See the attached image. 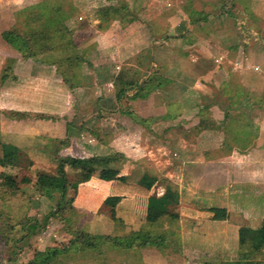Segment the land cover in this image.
Segmentation results:
<instances>
[{"label": "rangeland", "instance_id": "1", "mask_svg": "<svg viewBox=\"0 0 264 264\" xmlns=\"http://www.w3.org/2000/svg\"><path fill=\"white\" fill-rule=\"evenodd\" d=\"M44 1L49 4L47 10L43 7ZM168 1L171 0H167V3L176 4V7L181 0ZM182 1L206 12L202 15L192 10L191 17L199 24L194 27V34L209 39L213 59L211 67L217 72L214 75L219 82L230 80L229 85L234 87L233 91L228 92L231 96L218 91L213 100L216 104L210 105L211 108L207 106L205 110H201L202 107L197 109V93L193 92L187 98V106L192 107V122L196 123L202 115L209 134L201 139V136H195L198 129L194 128L186 133L164 132L160 138L161 149L155 147L156 156H153V146H150L148 152L136 150L141 154L135 159L129 158L127 161L124 158L123 161V157H120L119 164H129L125 166L127 170L123 171L128 174L126 181L107 183L99 177L97 167L88 181L79 184L73 202L58 208L60 193L39 190L35 184L36 173L41 170L55 172L57 156L78 157L83 153L77 145L69 147L68 138H49L55 132L50 134L46 129L49 123L60 119L56 116L57 111L63 113V110L69 111V107L80 104L76 101L80 90L72 86L74 81H84V84L89 81L84 69L89 65L87 55L95 49L92 41L107 33L103 28L108 22L99 26L97 10L111 3L124 5L125 2L132 7L139 1L0 0V92L5 89V104L0 100V140L17 145L33 162L28 169L0 166V171L15 176L18 186L17 189H10L0 185V264H29L33 261L40 264L39 252L54 247L61 249L60 252L45 264H264V247L253 250L248 245L241 247L238 242L241 227H258L264 221V143L257 145L264 142V0ZM155 2L156 5L168 6L165 0ZM54 6L60 9H54ZM153 13L154 10H151L150 15ZM34 16L41 17L34 20ZM203 16L206 20L200 24ZM53 23L67 26L71 39H74V47H67L64 52L60 46L65 39L54 37L58 34L52 33L53 37L48 42L56 49L40 52L34 58H25L1 37L2 31L12 26L21 33H28L33 29L53 27ZM177 32L172 34V39H177L180 46L182 38L177 37ZM116 41L115 52L120 50L119 54L124 56L120 47H124L126 41L118 38ZM178 48L184 51V48ZM67 52L72 57L71 63L66 64L68 66L63 60ZM76 55L78 61L74 59ZM217 56L224 58V66L217 67L219 62L214 61ZM54 60L57 62L54 63ZM236 65L247 70L231 71ZM255 66L259 70L251 72L249 68ZM97 67L100 72L97 81L110 74L107 69ZM29 69L30 74L45 72L55 81L50 92L55 100L52 105L49 104V94L44 95L50 106L47 112L53 115L52 120L44 112L21 120L9 112L15 106L14 92L29 90V79L23 78L29 75ZM207 82L211 85L210 81ZM223 103H232L230 110L224 109ZM226 112L234 117L227 121L225 119L227 127H223ZM107 117L101 127L111 136H117L122 131L119 135L122 138L127 134L138 141L146 139L137 137L133 131L124 133V126H119L121 122L115 120L113 115ZM31 127L32 130L28 129ZM228 127L233 129L231 133ZM244 127V134L234 135L238 128ZM156 129L160 130L161 126ZM186 136L193 140L186 141L187 145L184 146L182 139ZM168 138L171 149L166 144ZM205 149H211L204 154L205 158L195 156ZM177 161L182 164H176ZM70 170L68 168L69 173L72 172ZM154 171L160 173L154 174ZM146 172L158 178L150 188L140 182ZM24 176L29 178V182H21ZM169 187L179 192L180 200L176 207L179 217L171 219L163 216L155 222H148L145 218L148 206L158 204L163 208L169 207L166 200L162 204L159 200ZM90 188L94 194L98 190V195L85 202ZM103 191L106 192L101 195ZM73 194V189H68L65 199ZM114 195H120L121 200L115 205L112 217L111 205L105 203V198ZM208 206L226 207L227 218L213 219ZM43 218L46 220L42 223ZM33 221L40 223V227L30 233L27 225ZM115 236H130L129 244H117L112 239ZM145 239L147 242H144Z\"/></svg>", "mask_w": 264, "mask_h": 264}, {"label": "crops", "instance_id": "2", "mask_svg": "<svg viewBox=\"0 0 264 264\" xmlns=\"http://www.w3.org/2000/svg\"><path fill=\"white\" fill-rule=\"evenodd\" d=\"M138 1L135 6L127 7L129 16L106 22L107 25L104 26L103 31H107V33L98 39L97 36L95 41H92L93 44L95 43V49L87 55L89 65L84 69L87 76H89V81L85 82L87 84H84V81L78 83L74 81L72 86L74 89L80 90V95L76 97V101L80 104L69 107V111L63 110V113L57 111L56 116L60 119L49 123L46 129L50 134L55 132V135L49 138L56 140L68 138L69 147H76L77 145L83 153L78 157L105 156L118 153L121 155L120 157H123V161L124 158L129 161V158L135 159L141 154L136 153V150L141 152L142 149L148 152L150 146H153V156H156L158 153L155 151V147L161 149L162 146V140H160L162 133L167 131L168 134L176 131H181V133L185 131L186 133L198 124L199 120L196 123L192 122L194 120L192 107L186 104L187 98L193 92L199 96V100L196 101L197 109H199L200 106L207 105L211 108L210 105L216 104L213 100L216 99L218 91L228 95H230L229 91H233L234 87L229 85L230 80L219 82L217 76L214 75L217 72L213 71L211 67L213 59L209 39L200 38L194 34V27L199 26V24L191 17L193 15L192 10L205 15L206 12H203L202 8L195 9L182 0L176 7V4L167 3V0H165V4L168 5L166 7L156 5L155 0ZM168 2L172 3V0ZM150 4L153 5L150 6ZM110 5H115V3ZM151 10H154L152 15H150ZM122 12H125V10ZM205 18L201 20L200 24L206 20ZM96 21L99 20L96 19ZM201 28L203 29V27ZM177 30L179 34L177 37L182 38L180 46L176 42L177 39L175 41L172 39V34H176ZM190 30L192 33H190ZM117 38L127 43H123L124 47H120L124 51V56L119 54L118 51L120 50L115 52ZM98 43L100 44L99 47L97 46ZM183 43L185 44L183 45ZM178 47L184 48V51ZM98 50H101V53H98ZM100 54H102V57L98 58ZM223 59V57L218 56L215 58L214 61L219 62L217 67H221L222 64L225 65ZM97 66H100L101 69H107L111 75L109 74L104 79L97 81V76H100L99 67ZM33 68L32 66V70ZM249 69H252L251 72L259 70H255L254 67ZM30 70L29 75L23 77L29 79L31 84L28 87L29 90L22 93L20 91L14 92L15 106L11 107L13 109H8L9 112L25 113L27 119L32 114L48 113L47 108L50 106L47 105L44 98L45 94H49V104L52 105L55 101L50 96L55 81L51 80L45 72L35 75L34 73L30 74ZM237 70L245 71L247 69L236 65L231 71L238 72ZM119 78L126 82H133V88L128 89L125 84L123 86L124 94L117 99L116 89L117 86L119 87L117 83H122L118 80ZM50 80L51 83H49ZM61 81L63 82V78H61ZM207 81H210L211 85ZM63 83L67 85L65 81ZM143 84L145 96L132 98L135 87ZM59 85H62V83ZM59 85L57 86L58 89H60ZM81 91L85 92L86 96L83 93L81 95ZM4 92L5 89L0 92V100L5 104ZM86 98L89 101H85ZM50 114L52 113L45 115L52 120L53 115ZM108 115H113L115 120L121 122L119 126H124V133L133 131L137 137L140 136L146 139L138 141L137 138H133V135L127 134H125L126 137L122 138V136H119L122 131L117 136H111L101 127L103 125L102 121L107 119ZM64 121L68 123L63 124ZM159 126H161V129H156ZM28 129L32 130L33 127ZM197 131L195 136L199 135L201 139L210 132L208 126H202ZM170 138L165 139L168 141L166 144L169 145V149H171ZM182 140L185 143L184 146H186V141H192L193 139L189 140L186 136ZM262 143L264 142L257 145ZM210 150H201L200 154L195 156L205 158L204 154L209 153ZM129 153H134V155L128 156ZM208 157L206 156V158ZM191 162L200 164L198 161ZM176 164L182 163L178 162ZM111 165L118 168L123 174V171L127 170L125 167L127 165H121L119 161L113 162ZM156 173L160 172L154 171V174ZM113 181L119 182L109 180L107 183Z\"/></svg>", "mask_w": 264, "mask_h": 264}, {"label": "trees", "instance_id": "3", "mask_svg": "<svg viewBox=\"0 0 264 264\" xmlns=\"http://www.w3.org/2000/svg\"><path fill=\"white\" fill-rule=\"evenodd\" d=\"M43 7L45 10L49 8V4L47 1H44ZM126 7V8H124ZM127 5L124 2V5H105L100 7L97 10L96 15H98L96 18L99 20L98 24L99 26L103 25V22H108L110 20L120 19L121 17L129 16L127 13ZM54 9L59 10V6H54ZM44 10V11H45ZM125 10V12H122ZM29 11V10H28ZM27 11V12H28ZM26 12V11H25ZM43 16V15H41ZM41 16H34V20H39ZM61 21V20H60ZM52 33L58 34L53 35L54 37H58L62 39H65V42L60 46L62 50H64L67 47H74V39H71L70 36V30L65 26L63 23H53V27L46 26L43 29L37 30L33 29L30 30L28 33H21L17 29V27L12 26L9 29H5L1 33L2 39L10 45L13 49H15L18 53H20L25 58H34L38 53L45 52L46 50H54L57 47L51 43L48 42L50 37L52 36ZM68 50V49H67ZM70 53H65L64 64L71 63L72 57L69 55ZM77 57H74V59H77L78 61V55ZM57 60H54V63H56ZM58 65V64H57ZM68 66V65H66ZM122 83H117L119 87L117 86L116 89V98L119 99L124 94L123 86H127L128 89L133 88L131 81H124L120 78L118 79ZM124 82V83H123ZM126 82V83H125ZM143 85L139 86L137 85L135 87V92L132 94V98H136L138 96H145V93H141L143 90ZM121 87V88H120ZM220 101V100H218ZM224 102V101H223ZM255 102L259 103V101L255 100ZM222 103V102H221ZM230 104H224V109L230 110ZM225 105V106H224ZM202 107L201 110L208 109L207 105L200 106ZM11 115L16 118H23L26 117V114L23 112L18 111H10ZM234 117L232 113L226 112L225 118L223 122L227 121L228 118ZM205 121L204 117L202 115L200 116V120L197 125L194 126V129H200L203 125L204 127L208 126L206 124H203ZM225 122L223 127H225ZM227 127V126H226ZM229 128V127H228ZM224 129V128H221ZM246 128H238L237 131L234 132L235 134H244L243 131ZM230 133L232 132V128H229ZM243 138V137H242ZM0 147H1V155H0V166H12V167H22V168H30L33 164L32 160L26 155V152L18 147L17 145L11 143V142H4L0 140ZM120 154H110L105 156H91L87 158H78L73 156H57L58 164L56 167L55 172H46V171H38L36 173L35 177V184L37 188L41 191H45L47 193H52L53 191H57L60 193V199L58 200V208L64 207L66 204H70L74 200V195L76 194V191L78 189L79 184L84 183L88 181L92 175L93 172L97 170V167L99 168V177L103 180L109 181V180H120V181H126L128 178V175L121 174L118 168H115L113 166H110L111 163L119 161L120 160ZM68 168L71 169V173L68 172ZM147 173V172H146ZM144 174L141 177V184L147 188H150L152 184L157 181V177L154 175H150L149 173ZM21 182H29V178L27 176H24L21 178ZM96 182V181H95ZM98 182V181H97ZM0 185L6 186L10 189H17V182L15 180V176L12 174H8L6 172L0 171ZM91 187V186H90ZM72 188L74 191L73 196L69 199H65V196L67 194L68 189ZM93 188V187H91ZM90 188V190H91ZM94 190H91L89 192V196L86 197L85 202H89L90 199L96 198L98 195V190L94 193H92ZM106 191H103L101 195H103ZM80 199V198H78ZM121 200L120 195H114L109 196L105 198V203L108 205H111V215L114 217V207L115 205ZM159 200L162 203H166L169 205L167 208H163V206L154 204L148 206L146 210V220L148 222H155L159 218L163 216H168L171 219H177L179 217V213L176 210V207L179 204L180 195L178 191H175V189L167 188L166 191L163 193V195L159 198ZM207 210L212 212V218L219 220V219H226L228 216V210L224 206H208ZM57 212V210L55 211ZM47 217V216H45ZM45 218H43V222ZM46 220V219H45ZM40 224V223H39ZM37 221H33L32 223H28L27 228L30 231V233L35 232L36 229H38L39 226ZM42 226V225H41ZM139 234V233H137ZM238 242L239 245L245 246L248 245L253 250H260L264 247V221H262L261 225L258 227H249V226H243L238 230ZM129 237H122V236H115L113 237V241H115L117 244L126 245L129 244ZM144 242H147V239H145ZM61 249L59 248H49L44 252H39L38 256L41 258L40 264L48 262L52 257H54L58 252H60ZM29 264H36L34 261L30 262Z\"/></svg>", "mask_w": 264, "mask_h": 264}, {"label": "built area", "instance_id": "4", "mask_svg": "<svg viewBox=\"0 0 264 264\" xmlns=\"http://www.w3.org/2000/svg\"><path fill=\"white\" fill-rule=\"evenodd\" d=\"M254 68H255V70H258V67L257 66H255Z\"/></svg>", "mask_w": 264, "mask_h": 264}]
</instances>
